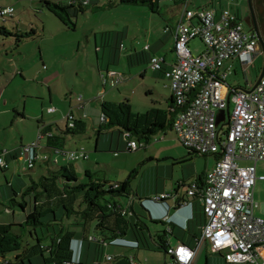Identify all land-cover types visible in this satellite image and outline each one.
Returning <instances> with one entry per match:
<instances>
[{"label": "rangeland", "instance_id": "obj_1", "mask_svg": "<svg viewBox=\"0 0 264 264\" xmlns=\"http://www.w3.org/2000/svg\"><path fill=\"white\" fill-rule=\"evenodd\" d=\"M41 1L0 0V7L11 6L13 8L11 17L7 16L4 22L0 20V24L9 29L16 26L23 32L31 28L36 31L35 37L24 39L18 49H15L12 38L0 37V93H3L0 98V151H14L20 144V138L23 137L25 140L38 120L30 119L31 115L29 114L28 117L20 119L13 114L11 107L17 106L21 113L24 111L25 101H27L28 112H32L40 103L39 99H35L37 98L36 93L39 91L44 94L45 100H48L46 84L41 83L38 78L30 82L19 75L13 76L14 65L19 68L23 63L22 61L26 62L25 58L31 59L33 57L32 68L34 69L32 71H34L42 66L40 57L43 54L48 63V70L54 69L61 73V77L52 84V87L56 99L60 100V106L66 107V109L68 108L69 97L71 98V106H75L76 97L81 96L82 101L92 100L96 115H98L102 100L100 98L101 94L104 91L106 93L111 91V96H106L105 100L121 102L126 99L124 95L119 96V90L122 89V92L128 93L129 96L133 95L130 104L131 110L136 113L140 110L138 108H141L139 107L141 103L136 96L141 95V93L144 95L145 89L142 84H149L153 70H149L147 63L128 65L125 53L131 51L133 47L139 51L143 44H152L153 40L162 34L166 27L175 28L178 16L182 11L181 5H175L169 0H159L158 10L154 12L146 4L116 1L113 7L87 10L85 13L79 14L77 18H73L76 28L68 29L43 7ZM105 1L100 0V4H104ZM206 1L189 0L188 7L195 8V5ZM217 3L221 7H229L240 18L245 10L244 0H217ZM243 26L248 29L244 23ZM104 36H108V44L105 46L102 44ZM95 43L102 48L97 54ZM117 44H122L124 49L118 50L116 48ZM171 45L172 41L169 38L165 41L164 46L154 54H162L163 51L170 50ZM189 47L194 55L201 54L205 49L199 38L190 40ZM147 53L148 57L152 56L153 49L147 51ZM97 61L102 62V70L109 67L111 70L122 73L126 77L124 82L112 87L106 85L103 89L98 75ZM261 64L262 57L256 60L252 67L247 68V76L250 82L255 81V70ZM25 67L27 65L21 68ZM237 68V75L229 76L227 82L233 85H245L243 72L239 66ZM143 70H146L144 79L142 78ZM24 74L28 76L30 73L25 72ZM126 82L127 91H123L122 85ZM29 92L35 94L34 99L27 97ZM229 106L232 109V102ZM73 112L77 115L75 109H73ZM64 118H58L62 129L66 125V119ZM226 128L227 126L224 125L220 131L222 137L225 136ZM102 134H109L107 135L109 140L107 139L106 145L98 149V152H95L96 135L93 131L90 132V136H71L69 134L65 150H69V147L73 148L71 150L84 147L90 158L88 160H69L63 159L62 155L59 165L69 162L76 169L80 182L86 180L84 168L87 166L92 172L97 171L116 182L123 181L131 172L135 171L130 180L131 188L137 194L133 209L136 214L141 216L142 221L147 224L152 234L163 228L162 225L153 223L148 217L149 203L153 202L152 198L156 195V190L171 193L178 184L193 180L197 174L202 173L214 163L212 155L189 154L178 142L175 133L168 128L165 131H157L145 147L130 151H128L126 139L118 129L103 131ZM95 157L96 159H94ZM41 164V162H38L35 169L25 171L22 161L16 162L8 156L6 167L0 169V224H20L24 222L25 213L9 199L14 197L19 202L22 200L21 192L30 184V175L27 173L37 179L42 174L39 168ZM81 164L86 167H81ZM13 173L15 180L12 181ZM256 174L257 177L260 174L264 175V160L257 162ZM18 179L22 180L21 184L18 183ZM253 198L256 203L255 214L264 218V180H256ZM25 199L28 201V197H25ZM117 200L126 206V198L118 197ZM135 218V215H132V220H135ZM13 230L22 237L23 244L34 242L28 231L19 226H14ZM88 232L96 238L102 236L99 230L92 228ZM168 241L171 245L175 244V238L172 236L168 238ZM43 242L45 243L46 240L43 239ZM90 245L89 259L84 257V261L89 264L93 263V258L102 260L105 254L117 255L119 252L127 255L134 254L137 261L140 262L144 261L143 257L137 256L141 252H147L154 256L156 258L155 262L158 264H164V258L170 261V257L162 251L128 249L112 245L96 250L95 243ZM6 257L7 259H13L12 254H7ZM33 263L42 264V260L40 257H33Z\"/></svg>", "mask_w": 264, "mask_h": 264}, {"label": "built area", "instance_id": "obj_2", "mask_svg": "<svg viewBox=\"0 0 264 264\" xmlns=\"http://www.w3.org/2000/svg\"><path fill=\"white\" fill-rule=\"evenodd\" d=\"M188 3L189 0H183L174 31V62L163 68L161 58L153 55L148 67L162 71L168 81L174 113L171 129L178 142L189 153L215 157L213 166L205 172V186L197 189L194 181L186 186V195L189 198L197 195L205 217L196 240L204 239L209 253L220 254L227 264H264V218L255 214L253 198L256 180H264V175L257 177L256 174V163L264 160V72L251 92L232 88L227 82L234 73L232 61H236L245 85H250L247 68L252 67L262 51L253 31L244 28L240 16L229 7L217 13L213 8H189ZM12 13L11 6L0 7L2 19ZM194 38L204 44L201 54L191 52L189 42ZM123 79L122 73L111 69L100 76L103 89ZM77 102L75 107H82L81 96ZM53 110L48 108L49 112ZM226 110L227 115L218 121V113ZM65 119L67 127L74 126L71 110ZM103 120L101 115L100 121ZM224 125L227 128L222 137L220 131ZM41 138L42 133L38 131L34 141L18 150L16 160L24 163L25 171L34 169L38 160L49 158L41 151ZM127 147L134 150L138 144L129 139ZM54 152L69 160L86 157L83 148ZM4 154V151L0 153V167L5 168ZM171 196L160 193L152 200L159 203ZM128 203H132V198ZM162 219L170 221L169 214L165 212ZM107 243L137 246L136 242L123 238ZM166 253L170 261L164 264H191L194 251L178 242L174 246L169 244ZM104 260L115 264L113 255H105ZM127 260V264H139L134 256H128Z\"/></svg>", "mask_w": 264, "mask_h": 264}, {"label": "trees", "instance_id": "obj_3", "mask_svg": "<svg viewBox=\"0 0 264 264\" xmlns=\"http://www.w3.org/2000/svg\"><path fill=\"white\" fill-rule=\"evenodd\" d=\"M84 1L42 0L41 4L66 28L75 29L76 24L73 18H77L79 14L85 13L87 10L113 7L118 1L120 3L146 4L154 12L158 10L159 0H106L104 4H100V0ZM171 2L175 5H181L183 0H171ZM0 20L4 22L6 17L5 19L0 17ZM35 35L36 31L33 28L23 32L16 26L9 29L0 24V37L12 38L15 49H18L24 39L34 38ZM102 44L103 46L108 44V36L103 37ZM109 45L111 46V44ZM145 46L143 44L139 51L135 47L131 51H127L129 53H126L125 57L128 65L148 64L151 56L148 57L147 51H152V48L150 44L147 45V48ZM123 47L122 44H117L116 48L123 50ZM95 48H97V53L102 49L97 43H95ZM161 62L163 66L165 63L164 58H161ZM260 68L261 66L256 68L255 78ZM100 111L104 120L99 124L97 133L100 134L103 131L116 128L122 133L126 142L129 139H134L137 142L138 147L136 149L145 147L157 131H165L167 128L171 129L174 117V113H171L172 116H168L160 114L158 111L145 115L134 113L127 100L121 102L103 100L100 102ZM73 122L74 126L69 128L66 121L64 129L56 136L39 130L42 133V138L46 135L45 143H41V151L47 155L56 154L55 150H65L66 136L69 134L72 136L84 135L85 126L82 120L74 118ZM124 133H128V136L125 137ZM81 148L84 149L86 157L80 159L85 160L88 154L84 147ZM130 150L132 149L128 148V151ZM6 155L11 154L10 152H5L4 158ZM38 162L44 164L43 169L45 172L40 174L37 179L30 178V184L21 192L22 200L20 202L14 197L9 199L25 213V220L20 224H0V264H34L33 257H40L42 264H89L84 261V258L82 259V246L86 241L89 245L90 243H95L97 246L96 250L101 246L113 245L128 249L162 251L166 255L170 236L186 245L188 243L181 238L182 236L188 235L195 240L198 238L194 232L196 223L192 224V221L185 227H181L172 221L151 219L153 223L160 224L163 228L153 234L150 232L147 224L142 221L141 216L136 214L133 209L134 199L137 194L132 190L130 180L134 176L135 171L131 172L123 181L116 182L110 180L106 175L99 174L97 171L85 170L86 180L80 182L78 174L73 170L69 162L59 165L56 162H51L49 157L47 160H38L35 167ZM0 169H4V167H0ZM194 182L197 189H202L205 186V172L198 174ZM25 197H28V201ZM118 197L127 199L126 206L117 200ZM130 198H132V203L129 204L128 200ZM190 198L199 203V223L205 222L202 206L198 201L197 195ZM181 200V198L177 200L176 205H179ZM118 206L121 208H118ZM123 210L124 213H122ZM132 215H135V220H132ZM14 226H19L28 231L30 238L34 242L23 244L22 237L13 230ZM90 228L99 230L102 233L101 238H96L94 235L87 236L86 234ZM76 236H79L80 239V252L77 258L74 257L71 246ZM91 238H94V240ZM115 238L136 242L137 246L128 247L107 243ZM43 239L46 240L45 243ZM188 246L191 247L190 245ZM7 254H12L13 259H7ZM105 255L103 256V261L107 263L104 260ZM130 255L134 256V254L113 255L115 264H127V258ZM134 258L137 261L135 256ZM137 262L141 264L139 261Z\"/></svg>", "mask_w": 264, "mask_h": 264}, {"label": "crops", "instance_id": "obj_4", "mask_svg": "<svg viewBox=\"0 0 264 264\" xmlns=\"http://www.w3.org/2000/svg\"><path fill=\"white\" fill-rule=\"evenodd\" d=\"M201 6L213 8L217 13H219L220 9L223 8L220 5L218 6L217 0H207L206 2L201 3V4H197L194 7L197 8V7H201ZM174 31H175V28H167L166 27L163 30V33L160 34L159 36H157L153 40V43L150 44L151 48L153 49L152 55H155L159 58H164V60H165V63L163 64L164 68L168 67L175 60V53L173 50ZM169 38L172 41L171 49L167 50V51L166 50L163 51L162 54H154V53H157L156 52L157 50L161 49V47L164 46L165 41L169 40ZM263 38H264V36H263ZM144 45H148V44L145 43ZM95 50H96V54H97V48H95ZM100 51L101 50H99L98 52H100ZM126 53H129V52H126ZM259 58H261L260 55H258L255 58L254 63ZM40 59L42 62V66L37 68L34 71H32L34 69V68H32L33 60H34L33 57L31 59L25 58L24 60L26 62L22 61L23 63L21 65V67H24L26 65H27V67H25V68L19 67L18 68L16 65H14L15 69L12 70L13 76L19 75L24 80H29L30 82L34 81L36 78H38L41 81V83L46 84V86L48 88V100H45V98L43 97L44 94L41 91H39L38 93H36L37 98H35V99H39L40 103L37 104L36 108L33 109L32 112H28L27 101H25L24 111L21 113L19 112V109L17 108V106L11 107L13 114L20 119H24V118L28 117V114H29V115H31L30 119H38V120H37L36 125H33V127L31 128L28 137H26L25 140L23 137L20 138V142H19L20 144L18 147H16L14 149V151L4 150L5 152H10V154H11V155H6V157H5L6 162L8 163V156H10L14 161L17 162L16 155L18 153V149L20 148V146L24 145V144L31 143L32 141H34L36 139V136H37V133L39 130H42L43 132H47L48 134L53 135V136L59 135V133H61L62 128L59 125L58 118H60V117L64 118L69 110L72 111V114H73L75 119H81L82 122L84 123L85 133L83 136H90V132H92V131L94 132V134L96 135L95 136L96 137L95 152H98V149L104 147L106 145L105 142L109 140V137L107 136L109 134L103 135L102 133H100V134L97 133L98 126L101 123V121H100V117H101L100 109L98 111V115H96L94 104H93L91 99L86 100V101L85 100L81 101L82 107H80V108H77L73 105L71 106V98L70 97H69V103H68L67 109H66V107L60 106V104H59L60 100L56 99V95L53 92L52 84L59 80V78L61 77V73L58 70H54V69L48 70V67H47L48 63L46 62L47 60L44 58L43 54H41ZM232 64L234 66L233 76H236L237 75V69H238L237 66H239V65H237L238 62H236V61H232ZM101 67H102V62L97 61V69H98L99 78L102 74H104L106 72L107 69H109V67H106L105 70H102ZM149 70H151V69H149ZM31 71H32V73H31ZM25 72H29L30 74L28 76H26L24 74ZM145 77H146V70H143L142 71V78L144 79ZM125 79H126V77H124V79L121 82H124ZM254 82L255 81H253L250 85H247V86L244 84L241 86L235 85V84L234 85L230 84V86L232 88L250 89L253 86ZM142 85L144 86L145 92H144V95L141 93V95L136 96L137 99L141 103V105H139V107H141V108H138L140 110H138L136 113L140 114V115H145V114H149V113L153 114L155 111H158L160 114H166L168 116H172L171 115V113H172L171 107L173 105V101H172L170 89L168 87V81L164 77L163 73L161 71H152L149 84H142ZM122 87H123V91H127V82L123 83ZM83 91H85V90L83 89ZM119 94H120L119 96L124 95V97L126 98L125 100H127L128 103L130 104V101H131L133 95L129 96L128 93L122 92V89L119 90ZM2 96H3V93L1 92L0 98ZM34 96H35V94L32 92H29V94H27V97L31 98V99H34ZM106 96H111V91H109L107 93L104 91V93L101 94V96H100V98L102 99L101 101L104 100V101H108V102H114L111 100H105ZM4 101L6 103V99ZM75 101H76V99H75ZM76 103H77V101H76ZM130 106H131V104H130ZM48 108H53L54 110L49 112ZM73 109L76 110L77 115L74 114ZM6 110H4V111L6 112ZM38 110H40V111H38ZM68 139H69V136H66V142ZM45 141H46V135L43 136V138H41V143L44 144ZM66 142L64 144V148L66 147ZM110 142H111V140H110ZM110 142H109V145H110ZM102 143H103V146H102ZM71 149H73V148L69 147V150H71ZM48 155L50 157L51 162H56L58 164L60 163L62 154H48ZM62 158L65 159L64 156H62ZM89 158H90V156H88L87 159H85V160H88ZM213 158H214V156H213ZM94 159H96V157ZM214 161H215V158H214ZM213 164H212V166H213ZM243 164H247V162H243ZM80 166L82 167L83 165L81 164ZM212 166L208 167L203 172H206ZM43 167H44V164L39 165V168H40L42 174L45 172ZM83 167H86V166H83ZM72 168L76 172V169L73 166H72ZM84 169L90 170V168L88 166ZM27 174L30 175V178L33 177V176H31V174H29V173H27ZM261 175H263V174H260L259 176H261ZM195 179H196V177L193 180H190L189 182L183 181L181 184H178V186L170 193V194H172V196L165 199V201L159 202L156 204L149 203V206H150V210L148 211L149 219L150 220L151 219H162L164 213L167 212L170 216V221L174 222L175 224H177L181 227H185L191 221H192L191 222L192 224L196 223L194 225L195 226L194 232L199 237L201 226L204 223V222L199 223V220H200V216L198 214L199 203H197V201H193L192 198H189L186 195V186L188 185V183L195 181ZM13 180H15L14 173H13L12 181ZM257 180H259V179H257ZM18 183L21 184L22 180L18 179ZM156 191H157L156 195L163 193L160 190L159 191L156 190ZM180 198L183 201H189L192 203L190 205H187V204L176 205V201L179 200ZM182 200H181V202H183ZM193 215H194V219H193L194 221L192 220ZM86 235L90 236L93 234L88 232ZM181 238L185 242H187L188 245H190L194 251L191 264H227L220 254L209 253V251L207 249V242L204 239L195 240V239H191V237L188 235H184ZM178 242H180V241L175 239V244ZM174 245H171V246H174ZM71 246H72V249L74 252V257L77 258L79 255V252H80L79 236H76V239L72 241ZM108 246L109 245L101 246L99 248L100 249L103 247L107 248ZM90 248H91V245H89V243H86V242L83 243L82 259L84 257H87L89 259ZM85 252H86V254H85ZM117 255H125V253L119 252V254H117ZM137 256L144 258L143 262L139 261L141 264H158L155 262L156 258L147 252L138 253ZM99 261H100V263H99ZM165 261H167V260L164 258V262ZM93 263L109 264V263H105L103 261V259L97 260L96 258H93Z\"/></svg>", "mask_w": 264, "mask_h": 264}, {"label": "flooded vegetation", "instance_id": "obj_5", "mask_svg": "<svg viewBox=\"0 0 264 264\" xmlns=\"http://www.w3.org/2000/svg\"><path fill=\"white\" fill-rule=\"evenodd\" d=\"M245 2V10L241 14L242 22L249 29L253 25L252 17L249 12L247 0ZM252 11L257 24L258 30L262 36H264V0H252Z\"/></svg>", "mask_w": 264, "mask_h": 264}, {"label": "water", "instance_id": "obj_6", "mask_svg": "<svg viewBox=\"0 0 264 264\" xmlns=\"http://www.w3.org/2000/svg\"><path fill=\"white\" fill-rule=\"evenodd\" d=\"M247 5H248V8H249V12L251 14V17H252V21H253V25L252 27L249 28V30L253 31V33L255 34V37L257 38L258 40V43H259V46H260V49L262 51V64H261V68L259 70V73L255 79V82L253 84V86L250 88V89H246V88H238L239 90L243 91V92H251L255 86L257 85V83L259 82L263 72H264V38L263 36L260 34L259 30H258V27H257V24L255 22V18H254V15H253V11H252V0H247ZM227 115V110L226 111H221L218 113V121L219 120H222L224 118V116ZM151 203H154L156 204L155 201L151 202Z\"/></svg>", "mask_w": 264, "mask_h": 264}]
</instances>
